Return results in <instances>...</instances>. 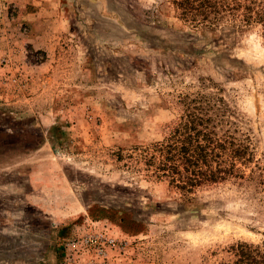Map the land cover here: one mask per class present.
<instances>
[{
	"label": "rangeland",
	"instance_id": "374dc122",
	"mask_svg": "<svg viewBox=\"0 0 264 264\" xmlns=\"http://www.w3.org/2000/svg\"><path fill=\"white\" fill-rule=\"evenodd\" d=\"M0 0V264H220L264 247V0ZM189 115L247 148L183 192L143 155ZM253 177V179H252Z\"/></svg>",
	"mask_w": 264,
	"mask_h": 264
},
{
	"label": "trees",
	"instance_id": "16d2710c",
	"mask_svg": "<svg viewBox=\"0 0 264 264\" xmlns=\"http://www.w3.org/2000/svg\"><path fill=\"white\" fill-rule=\"evenodd\" d=\"M233 3L235 7L240 6L236 0ZM175 4L192 21L200 18L210 24L231 8V4L225 5L221 0H175ZM245 10L244 21L257 19L264 28V10L253 14L249 8ZM202 123L200 117L189 115L177 124L162 144L153 146L151 152L143 155L147 171L183 192L234 176L236 162L246 159L247 148L236 145L233 140L214 139L212 132L198 128ZM255 180L256 186L264 191V176ZM231 252L232 259L220 264H264L263 246L241 243L233 246Z\"/></svg>",
	"mask_w": 264,
	"mask_h": 264
}]
</instances>
